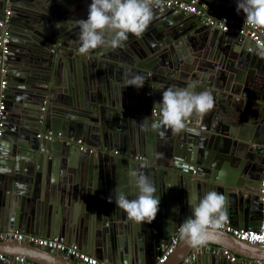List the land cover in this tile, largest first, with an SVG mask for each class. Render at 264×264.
<instances>
[{"label": "water", "instance_id": "obj_1", "mask_svg": "<svg viewBox=\"0 0 264 264\" xmlns=\"http://www.w3.org/2000/svg\"><path fill=\"white\" fill-rule=\"evenodd\" d=\"M65 1L79 13L58 23L46 13L56 0H11L7 84L0 91V230L58 238L109 264H155L161 247L191 215L189 198L194 204L208 191L227 198V219L234 226L257 229L264 176V58L254 43L172 7L154 10L142 38L129 36L123 48L81 55L75 22L87 19L84 4L90 0ZM199 1L229 21H245L237 0ZM5 8L0 0V21ZM136 74L145 77L144 86L127 87ZM169 86H192L214 96L203 119L193 117L178 135L160 134L151 120L144 121ZM48 133L52 138L44 137ZM132 155L146 160L133 161ZM133 168L154 182L160 197L151 224L128 220L114 200L108 202L116 190L135 198L127 175ZM177 189L183 195L179 203ZM206 244L264 260V245L225 232H211ZM192 249L181 239L164 264H181ZM0 254L35 264H82L16 242H0ZM195 262L233 264L210 254Z\"/></svg>", "mask_w": 264, "mask_h": 264}, {"label": "clouds", "instance_id": "obj_2", "mask_svg": "<svg viewBox=\"0 0 264 264\" xmlns=\"http://www.w3.org/2000/svg\"><path fill=\"white\" fill-rule=\"evenodd\" d=\"M162 6L163 0H91L87 19L75 22L79 29V53L86 55L98 48H123L129 36L142 38L152 23L154 10ZM237 12L244 14L246 25L264 29V0H237ZM255 51L264 58V43ZM126 84L140 89L145 84V77L132 75ZM213 107L214 96L210 91L197 93L192 86H169L162 90V101L154 104L151 118L144 121L151 120V128L160 134L170 131L178 135L188 129V122L193 117L201 120ZM143 167L146 165H140ZM127 175L134 186L135 198L130 199L127 191L116 190L108 202L114 200L128 220L138 225L151 224L159 211L157 188L144 172L136 168ZM226 203L227 198L216 191L206 192L194 204L189 198L191 215L178 227L180 238L192 248L205 245L210 233L223 227L227 221Z\"/></svg>", "mask_w": 264, "mask_h": 264}, {"label": "built area", "instance_id": "obj_3", "mask_svg": "<svg viewBox=\"0 0 264 264\" xmlns=\"http://www.w3.org/2000/svg\"><path fill=\"white\" fill-rule=\"evenodd\" d=\"M6 8L3 14V19L0 21V75L2 76L0 81V91H2L7 84V79L5 78V64L7 61V55L9 52V34L7 31L6 23L11 15L10 4L11 0H5ZM176 7L178 10L192 14L199 18L201 24L212 29H218L224 33H232L239 36L249 38L256 47L264 43V31L258 28H253L245 24V21H233L227 20L221 17L213 10L208 9V7L201 3L199 0H163L162 8H172ZM3 96L0 95V98ZM4 106L0 104V116L1 111ZM1 126V124H0ZM50 137V135L46 136ZM117 155V152H114ZM130 158L133 161H144L139 155H132ZM259 201L262 204V218L260 225L257 229L245 230L234 226L230 220L223 224V227L217 229V231L225 232L230 234L235 239L252 244V245H264V176L260 181L259 187ZM180 240L178 229L175 231L167 245L161 247V254L157 258L155 264H164L170 255L174 252ZM0 242H16L20 244H27L33 247L44 249L50 253L59 252L64 254V256L72 257L82 264H108L104 261H100L97 258L90 256L81 250H79L74 245H66L62 240L58 238L46 239L38 237L35 235L24 234L14 230H0ZM203 254H210L214 256L225 257L230 263L233 264H264V260H247L238 257L237 255L231 253L229 250L221 247H216L210 244H205L201 247L193 248L191 252L183 259L181 264H192L196 261L199 256ZM35 264L29 262L21 257L10 258V256H5L0 254V264Z\"/></svg>", "mask_w": 264, "mask_h": 264}, {"label": "crops", "instance_id": "obj_4", "mask_svg": "<svg viewBox=\"0 0 264 264\" xmlns=\"http://www.w3.org/2000/svg\"><path fill=\"white\" fill-rule=\"evenodd\" d=\"M46 3H49V2H46ZM90 3H91V0L89 1V2H85V4H84V7L86 8V7H89V5H90ZM31 4V3H30ZM43 5H44V3H43ZM34 5H32V7L29 9V13H32L33 14V12L35 11L34 10V8L35 7H33ZM51 5H49V7H50ZM51 9H49V8H47V11H46V13L48 14V15H52L53 16V20L55 19V20H57V22L59 23V21L60 22H63V21H65V22H67L68 20H69V18L70 17H74V15L76 16L77 14L76 13H79V10L78 9H76V6H72V7H67L66 6V1L65 0H56V3H55V5H53V6H51L50 7ZM36 9H38V6L36 7ZM26 11V10H25ZM54 13V14H53ZM27 17V16H26ZM30 18H31V14H30ZM30 18L28 19V21H30ZM51 19V20H52ZM18 85H20V84H18ZM20 86H22V85H20ZM181 190L180 189H177V190H175V198H176V200L178 201V203L180 202V201H182V199H183V195H181ZM180 240H181V238H180ZM179 240V241H180ZM211 245V244H210ZM213 246H216V245H213ZM216 247H219V246H216ZM83 252V251H82ZM85 253V252H84ZM87 254V253H86ZM89 255V254H88ZM91 256V255H90ZM94 257V256H93ZM10 258H12V257H10ZM104 262H106V261H104ZM106 263H108V262H106ZM196 262H193L192 264H195ZM109 264V263H108Z\"/></svg>", "mask_w": 264, "mask_h": 264}, {"label": "flooded vegetation", "instance_id": "obj_5", "mask_svg": "<svg viewBox=\"0 0 264 264\" xmlns=\"http://www.w3.org/2000/svg\"><path fill=\"white\" fill-rule=\"evenodd\" d=\"M11 16V15H10ZM7 27V26H6ZM10 38V37H9ZM10 43V42H9ZM9 52H10V48H9ZM9 52H8V54H9ZM195 54V53H194ZM194 54H192L193 56H194ZM8 61H9V58H8V55H7V61H6V64H5V70H6V73H5V78L7 79V66H8ZM14 68H15V70L17 69V68H20L18 65H12ZM1 78H2V76L0 75V80H1ZM61 91V90H60ZM100 97H96V99H99ZM48 135H50V137H46V136H48ZM42 135L41 134H39L37 137H41ZM46 136H44L46 139H50V138H52V135L50 134V133H48ZM79 143V147H80V149L82 150V151H85V150H87V146H85L84 144H82L80 141L78 142ZM93 150V149H92ZM115 152V151H114ZM114 152H113V154H114ZM118 154V153H117ZM114 155H116V154H114Z\"/></svg>", "mask_w": 264, "mask_h": 264}]
</instances>
